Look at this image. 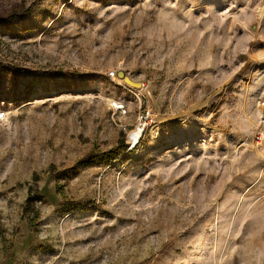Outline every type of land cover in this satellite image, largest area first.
I'll return each mask as SVG.
<instances>
[{"label": "rangeland", "instance_id": "obj_1", "mask_svg": "<svg viewBox=\"0 0 264 264\" xmlns=\"http://www.w3.org/2000/svg\"><path fill=\"white\" fill-rule=\"evenodd\" d=\"M0 113V264H264V0H0Z\"/></svg>", "mask_w": 264, "mask_h": 264}, {"label": "bare ground", "instance_id": "obj_2", "mask_svg": "<svg viewBox=\"0 0 264 264\" xmlns=\"http://www.w3.org/2000/svg\"><path fill=\"white\" fill-rule=\"evenodd\" d=\"M137 86H140V84ZM144 126L145 123L143 121H138L134 128L128 133V141L132 146L138 142V139L143 132Z\"/></svg>", "mask_w": 264, "mask_h": 264}, {"label": "trees", "instance_id": "obj_3", "mask_svg": "<svg viewBox=\"0 0 264 264\" xmlns=\"http://www.w3.org/2000/svg\"><path fill=\"white\" fill-rule=\"evenodd\" d=\"M123 148H124V145H122L120 148H115V149L105 152L104 158H106V160H111L115 158L119 154L120 150ZM92 158H93L92 156H87L81 159L79 163H81L82 165H90L92 163Z\"/></svg>", "mask_w": 264, "mask_h": 264}, {"label": "built area", "instance_id": "obj_4", "mask_svg": "<svg viewBox=\"0 0 264 264\" xmlns=\"http://www.w3.org/2000/svg\"><path fill=\"white\" fill-rule=\"evenodd\" d=\"M108 75H109V78H115L117 76V73L114 71H110L108 73ZM112 108L115 110H122L124 108V106L122 103H118L117 101H113L112 102ZM2 117H3V113H0V118H2Z\"/></svg>", "mask_w": 264, "mask_h": 264}, {"label": "water", "instance_id": "obj_5", "mask_svg": "<svg viewBox=\"0 0 264 264\" xmlns=\"http://www.w3.org/2000/svg\"><path fill=\"white\" fill-rule=\"evenodd\" d=\"M117 75H118L119 78H122L128 84H132L133 86H137L139 84V83H135V82L131 81L129 78H127L124 75V72L123 71H119Z\"/></svg>", "mask_w": 264, "mask_h": 264}]
</instances>
